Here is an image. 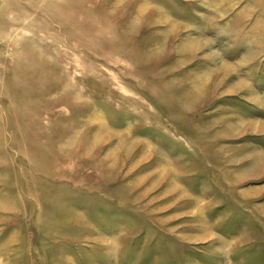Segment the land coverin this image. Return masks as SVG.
Returning a JSON list of instances; mask_svg holds the SVG:
<instances>
[{
	"label": "rangeland",
	"instance_id": "rangeland-1",
	"mask_svg": "<svg viewBox=\"0 0 264 264\" xmlns=\"http://www.w3.org/2000/svg\"><path fill=\"white\" fill-rule=\"evenodd\" d=\"M0 29V264H264V0H0Z\"/></svg>",
	"mask_w": 264,
	"mask_h": 264
},
{
	"label": "bare ground",
	"instance_id": "bare-ground-1",
	"mask_svg": "<svg viewBox=\"0 0 264 264\" xmlns=\"http://www.w3.org/2000/svg\"><path fill=\"white\" fill-rule=\"evenodd\" d=\"M64 3V2H63ZM65 5H68L69 6V4H65ZM61 6V5H60ZM58 7V6H57ZM67 7V6H66ZM54 8V7H53ZM60 8V7H59ZM69 8V7H68ZM70 8H71V6H70ZM79 9H84V10H80V11H74V13L75 14H73L68 20H67V18L68 17H64L63 19H64V24H62L64 27H70V28H72L73 29V27H74V29H77V27H80L81 25H82V22H83V20H84V17H85V14H86V12H85V10H86V8L85 7H83L82 8V6H79ZM59 10V9H58ZM55 21H53V23H54ZM79 25V26H78ZM62 26V27H63ZM58 27H59V25H58ZM82 27V26H81ZM9 28V27H8ZM7 29V28H6ZM1 30V29H0ZM114 30V29H113ZM2 31H4V28H2ZM9 32H10V35H11V37L9 38V39H11L13 36H16V34H18L19 33V29L18 28H15V26L14 27H10L9 28V30H8ZM110 32H112V30L111 31H109V33ZM114 32V31H113ZM21 33V32H20ZM108 33V34H109ZM111 34H114V33H111ZM111 37H112V35H111ZM124 38H129L128 36H127V34H125L124 35ZM80 41V40H79ZM79 41H77V44H79L77 47H79L78 49H80V48H82V47H84V46H81L82 44H80V42ZM112 41V40H111ZM17 42V41H16ZM65 42H68V40L66 39V38H63V40H61V41H52V43L54 44V46H55V44L56 45H58V46H60V47H64V46H66V45H63ZM10 43V42H9ZM69 43V42H68ZM30 47V46H29ZM117 47H119L118 49H120L121 48V45H119L118 44V46ZM123 48V47H122ZM123 50V49H122ZM26 51V52H25ZM25 51H24V48H23V51H19L18 52V50L17 51H10L9 52V54H8V56H9V59L11 60V62L12 63H14L15 64V60H14V56H20V57H27V58H30L31 59V68H30V71H28L29 72V74H32V75H37V73L39 74L40 72H39V70H38V68H42L43 66L45 67L47 64H48V62H51V63H53V61L51 60V58L50 59H48L47 60V58H44L43 59V57L41 58V56H40V54H39V52L40 51H38L37 50V48L36 47H30V48H27V50L25 49ZM78 51H80V52H82V50H78ZM84 52L86 53V50H84ZM117 54H119V56H118V59H123V60H128V59H131V58H133L134 57V55L135 54H130L129 56H126V55H123V53L122 52H120V53H117ZM57 56V55H56ZM87 56V55H86ZM57 58H60L61 60H62V62H64V63H66V60L59 54L58 56H57ZM13 64V65H14ZM52 65H54V63L52 64ZM17 67H14L13 69H14V71H16V73H23V71H22V69H20V67L18 66V65H16ZM85 67V65L83 64V63H81V68H84ZM86 70V69H85ZM34 71V72H33ZM53 71H55V70H53ZM138 71H140V69L138 68H136V72H138ZM30 72H32V73H30ZM55 73V72H54ZM71 79V81L72 82H74L75 83V81H76V78L75 77H71L70 78ZM73 83V84H74ZM27 84H29V83H27ZM21 85L22 86H24L25 84H23V83H21ZM16 89H18V88H15V89H11V87H8V85H6V88H5V92L2 94L1 93V95H7L8 96V93H13ZM14 90V91H13ZM64 95H66L65 96V104L67 105V107H69L70 109H72L73 107H74V104H75V101H76V95L74 94V93H72V92H68L67 90H66V93H64ZM10 104H11V112L12 111H14V113L15 114H17V112H19V108H18V106L17 105H13V103L12 102H10ZM43 111H45V112H49V109L48 108H45V109H42ZM41 111V110H40ZM39 110H36V113L37 114H39V112H40ZM32 118H34V117H32ZM37 119V118H36ZM33 120V119H32ZM90 144V143H89ZM83 151L85 152H89V149L88 148H86V149H83Z\"/></svg>",
	"mask_w": 264,
	"mask_h": 264
}]
</instances>
